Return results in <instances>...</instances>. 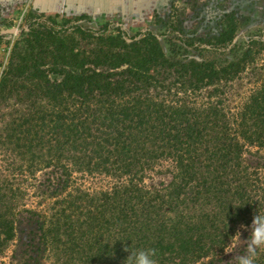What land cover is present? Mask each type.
<instances>
[{
  "label": "trees",
  "instance_id": "obj_1",
  "mask_svg": "<svg viewBox=\"0 0 264 264\" xmlns=\"http://www.w3.org/2000/svg\"><path fill=\"white\" fill-rule=\"evenodd\" d=\"M243 8L198 19L188 34L158 16L164 34L130 42L119 27L105 37L110 23L79 31L86 46L47 47L67 29L45 23L21 33L25 47L0 64V103L13 87L36 110L0 120V256L24 213L31 230L13 264H124L149 248L157 264H228V251L237 264L249 235L232 237L264 216V29L237 42ZM159 37H170V54ZM162 164L172 180L146 185Z\"/></svg>",
  "mask_w": 264,
  "mask_h": 264
},
{
  "label": "rangeland",
  "instance_id": "obj_2",
  "mask_svg": "<svg viewBox=\"0 0 264 264\" xmlns=\"http://www.w3.org/2000/svg\"><path fill=\"white\" fill-rule=\"evenodd\" d=\"M228 1L231 4L227 6ZM238 4L244 5L243 14L249 19L244 21L237 31L236 41L243 42L259 29H264V0H0V64L9 63L10 52L18 42L21 47H25L21 33L23 31L29 33L30 26L34 27L33 30L39 31L38 23H45L48 27L57 30L67 29L59 37L46 39L47 47L77 44L84 46L83 34L79 31L83 30L84 33L92 35L89 29L98 31L108 23L111 24L110 32L105 37L117 36L116 29L119 27L125 32L126 40L130 42V37L139 32L153 31L158 35L164 34L167 29L164 25L158 24V16L165 19L169 16L175 20L180 19L183 21L180 28L182 33L188 34L196 29L198 19H210L224 14L226 10L231 11ZM10 29L13 31L9 32ZM34 34L36 33L32 32L29 39L35 49L38 47L36 43H41V37ZM169 40L170 37H159L162 49L167 54H170L171 48ZM45 62L46 65L52 64V61L48 59ZM1 72L0 69V76ZM247 81L246 78L242 81L238 80L234 83V87L236 89L243 87L240 89L242 93L249 86ZM26 86L31 87L30 84ZM34 87L35 85L32 88ZM14 91V88L10 87L8 94L12 96V100H4L0 103V120L3 113L6 115L15 113L16 115V112L27 113L30 110H36V107L17 104ZM33 94L36 96V98L33 97L34 100L36 99V105L40 106L39 92L35 90ZM231 94L234 96L233 104H235L238 101L237 93ZM1 129H4L2 124H0ZM246 159L251 165H256L258 161L263 163V160L257 156L247 155ZM49 172L50 170L43 169V171H37L36 176L44 183ZM169 172L168 164L156 166L150 176L145 179L146 185L168 184L172 180ZM21 215V222L16 225L14 239L10 241V246L5 253L0 256V264L15 263L14 256L17 257L25 249L27 235L31 228L24 219L26 214L21 213ZM249 233V230L243 227L240 230L241 240L239 242H244L245 237L250 235ZM234 257V253L228 251L224 256V261L230 260L231 262Z\"/></svg>",
  "mask_w": 264,
  "mask_h": 264
},
{
  "label": "clouds",
  "instance_id": "obj_3",
  "mask_svg": "<svg viewBox=\"0 0 264 264\" xmlns=\"http://www.w3.org/2000/svg\"><path fill=\"white\" fill-rule=\"evenodd\" d=\"M249 231L250 235L246 240L247 247L245 254L236 258L237 264H255L258 250L264 248V216L258 214L255 215ZM232 239L239 242L241 240L240 232L238 231ZM231 246L232 241L227 247ZM125 251L128 252V248H126ZM156 256V249H141L139 251L129 253L128 258L124 261V264H157V260L155 258ZM228 264H230V261Z\"/></svg>",
  "mask_w": 264,
  "mask_h": 264
},
{
  "label": "water",
  "instance_id": "obj_4",
  "mask_svg": "<svg viewBox=\"0 0 264 264\" xmlns=\"http://www.w3.org/2000/svg\"><path fill=\"white\" fill-rule=\"evenodd\" d=\"M12 31H13L12 29L9 30V32H12Z\"/></svg>",
  "mask_w": 264,
  "mask_h": 264
}]
</instances>
